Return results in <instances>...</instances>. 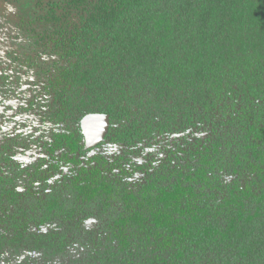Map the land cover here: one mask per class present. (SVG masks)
Returning a JSON list of instances; mask_svg holds the SVG:
<instances>
[{"label":"trees","instance_id":"1","mask_svg":"<svg viewBox=\"0 0 264 264\" xmlns=\"http://www.w3.org/2000/svg\"><path fill=\"white\" fill-rule=\"evenodd\" d=\"M0 11V264H264V0Z\"/></svg>","mask_w":264,"mask_h":264},{"label":"water","instance_id":"2","mask_svg":"<svg viewBox=\"0 0 264 264\" xmlns=\"http://www.w3.org/2000/svg\"><path fill=\"white\" fill-rule=\"evenodd\" d=\"M109 116L106 114H87L80 121V129L84 138V150L99 145L108 133Z\"/></svg>","mask_w":264,"mask_h":264},{"label":"flooded vegetation","instance_id":"3","mask_svg":"<svg viewBox=\"0 0 264 264\" xmlns=\"http://www.w3.org/2000/svg\"><path fill=\"white\" fill-rule=\"evenodd\" d=\"M0 47H2L1 45H0ZM3 48V47H2ZM0 50H5V49H0ZM0 56H2V55H0ZM8 65V63H6V61L5 62H2V64H0V67H8L7 66ZM34 93V92H33ZM0 96H1V94H0ZM4 100H5V103L7 102L8 103V101L9 102H11L10 100H11V98H10V96H8V94H4ZM9 104V103H8ZM91 114H103L104 115V113H91ZM86 116V115H85ZM7 121V120H6ZM12 123H10L9 121H7V122H5V126H13V125H11ZM15 127V129H17L16 131H18V132H20V130H21V128H20V126H26L25 125V123H24V121L21 119V116L19 115V119L17 120V123L14 125ZM37 125H35V127H36ZM109 126H110V120H109ZM28 127V126H27ZM30 127H33V126H30Z\"/></svg>","mask_w":264,"mask_h":264},{"label":"rangeland","instance_id":"4","mask_svg":"<svg viewBox=\"0 0 264 264\" xmlns=\"http://www.w3.org/2000/svg\"><path fill=\"white\" fill-rule=\"evenodd\" d=\"M0 15L5 16V17L7 16V15H6V12H4V11H0ZM56 264H57V263H56Z\"/></svg>","mask_w":264,"mask_h":264}]
</instances>
